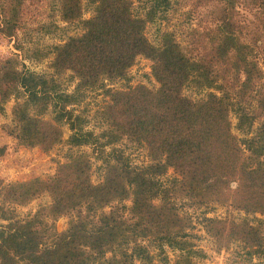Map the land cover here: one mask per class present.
<instances>
[{
    "label": "trees",
    "instance_id": "1",
    "mask_svg": "<svg viewBox=\"0 0 264 264\" xmlns=\"http://www.w3.org/2000/svg\"><path fill=\"white\" fill-rule=\"evenodd\" d=\"M181 1L189 16L203 13L204 24L188 29L184 42L165 29L155 44L146 26L169 0H151L143 15L132 0H90L89 17H83V0H57L60 19L79 22L81 33L36 53L38 59L51 55L50 72L20 68L15 56L0 63V102L15 99L6 134L46 152L63 141L70 148L90 146L103 169L93 181L91 157L81 151L47 178L0 179V216L7 221L0 225V264H156V255L168 261L166 247L175 252L173 264H198L203 253L179 200L264 216V0ZM24 3L0 0V34L12 37L23 27ZM139 56L151 61L157 87L106 84L125 79ZM66 72L76 80L71 91L58 80ZM188 85L208 92L190 98L183 92ZM97 88L108 96L98 133L85 128L83 112L75 109ZM122 139L144 147L147 161L132 164L115 146ZM4 152L2 145L0 156ZM169 170L174 175L164 181ZM44 192L50 202L27 218L6 212L4 204L22 205ZM61 216L67 224L57 231ZM200 222L216 250L237 242L264 257L261 219L228 214Z\"/></svg>",
    "mask_w": 264,
    "mask_h": 264
},
{
    "label": "rangeland",
    "instance_id": "2",
    "mask_svg": "<svg viewBox=\"0 0 264 264\" xmlns=\"http://www.w3.org/2000/svg\"><path fill=\"white\" fill-rule=\"evenodd\" d=\"M84 14L83 17L92 15L93 5L90 0H83ZM134 10L137 14L143 15L151 4V0H132ZM189 5H185L181 0H169V5L165 10L158 11L154 21L149 22L146 26V35L153 43H158L160 34L163 30H171L175 33L178 40L184 42V35L188 29L204 24L203 13L189 16L187 10ZM202 10V9H200ZM242 14L249 16L248 11L240 8ZM25 24L18 29L15 36L9 37L0 34V63L8 57H17L20 62V68L29 69L38 73L50 72L49 63L51 55L41 59L36 58L39 53L45 52L49 46L61 44L68 37L81 33L79 22H65L60 19L57 12V0H25L23 5ZM45 23L46 27L39 28L38 25ZM38 27V28H37ZM19 45L20 47H18ZM39 51V52H37ZM38 53V54H36ZM59 82L66 91H71L76 82L66 72L58 77ZM106 84L116 89H126L129 86L138 84L145 85L149 88L157 87V83L151 75V61L143 56L136 58L133 65L128 69L125 79L116 80ZM184 94L193 99L203 98L208 90L198 89L193 85H188L183 90ZM108 101V96L102 88L87 90L84 93L82 101L75 106L76 111H82L85 117V128L92 129L98 133L105 124L100 117L102 106ZM15 99L10 98L5 103L0 102V146H5V152L0 156V179L4 183L27 181L39 177L47 178L54 174L58 163L66 162L69 155L85 151L91 157L92 162V180L98 182L103 174L102 162L90 146L79 148H70L67 142L63 141L54 146L50 151H43L40 147H25L17 144L14 137L6 134V127L12 126V108ZM2 107V109H1ZM53 113L50 111L45 114V118H50ZM233 125L236 123L235 115H231ZM63 130V139H67L70 134L67 123L61 124ZM233 132L239 137L240 134L235 127ZM124 149L125 155L128 156L132 164H142L147 161L146 149L142 146L134 145L122 139L116 145ZM109 149V148H107ZM174 175L169 170L162 177L167 181ZM50 202V196L44 192L28 203L4 204L6 212L12 213L18 218H27L33 214L40 206ZM128 204V201L126 202ZM1 205V202H0ZM178 205L181 212L192 216L194 228L192 232L197 235V248L202 251V257H196L198 264H264V257L248 254L239 243L233 242L228 249L216 250V245L202 229L200 222L201 217H224L230 215L235 219L248 218L256 223L258 219L262 220L264 234V216L259 214L247 215L241 211L233 210L220 205H209L205 207L189 206L185 200H179ZM0 216V225L6 224ZM67 224V217L61 216L55 220V228L61 231ZM168 261L162 262L160 256L156 255V264H173L175 252L167 247L165 248ZM153 253H157L155 248L151 247ZM138 264V263H136Z\"/></svg>",
    "mask_w": 264,
    "mask_h": 264
}]
</instances>
